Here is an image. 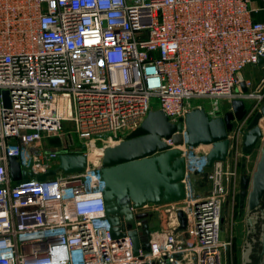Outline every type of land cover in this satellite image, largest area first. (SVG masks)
<instances>
[{
  "label": "built area",
  "instance_id": "obj_1",
  "mask_svg": "<svg viewBox=\"0 0 264 264\" xmlns=\"http://www.w3.org/2000/svg\"><path fill=\"white\" fill-rule=\"evenodd\" d=\"M260 14L264 0H0V264H227L225 204H235L245 134L264 103V78L243 76L264 58ZM235 99L247 114L233 121L231 158L209 168L208 146L188 145L184 128L185 198L132 206L172 219L134 254L127 222L112 236L95 150L152 110L178 122L204 107L214 118ZM62 153H83L86 168L61 170ZM12 156L33 176L14 181Z\"/></svg>",
  "mask_w": 264,
  "mask_h": 264
},
{
  "label": "water",
  "instance_id": "obj_2",
  "mask_svg": "<svg viewBox=\"0 0 264 264\" xmlns=\"http://www.w3.org/2000/svg\"><path fill=\"white\" fill-rule=\"evenodd\" d=\"M258 64H264L260 58ZM243 91H248L245 81L241 83ZM5 102L8 105L7 93ZM247 107L242 99L232 101V109L223 116L210 117L204 107H194L185 118L172 122L161 109L152 110L142 124L122 140L102 148L100 171L105 182L104 198L108 218L112 223V236L115 239L128 235L133 242L134 254L140 249L150 250L151 228L148 217L141 214L136 217L132 206L141 207L147 203L178 202L185 198L183 182L186 173V158L181 146L184 144L185 128L188 145L208 146L207 165L211 168L216 161H226L233 153L231 133L234 119L243 120ZM264 119V103L261 110L252 118L245 134L244 154H251L259 146L257 159L251 175L241 176V209L246 210L248 220L254 226L251 212L260 209L261 225L259 244L256 254L257 264H264V130L260 121ZM59 168L67 173L79 172L86 168L88 158L83 153H62ZM10 173L14 181L19 182L33 176L24 169L19 160L9 158ZM243 167L245 164L242 165ZM56 170L37 175L44 180L54 175ZM207 179V173L204 175ZM181 228L187 225L183 211L178 212ZM144 223L142 230L137 229L136 219Z\"/></svg>",
  "mask_w": 264,
  "mask_h": 264
},
{
  "label": "rangeland",
  "instance_id": "obj_3",
  "mask_svg": "<svg viewBox=\"0 0 264 264\" xmlns=\"http://www.w3.org/2000/svg\"><path fill=\"white\" fill-rule=\"evenodd\" d=\"M261 2V1H260ZM262 3V2H261ZM243 73L245 77L254 79V82H258L262 78V70L260 67H257L256 65H248L244 70ZM196 103L199 101H195ZM207 102V101H205ZM223 103V101H221ZM157 104L155 103V106ZM209 105V103H208ZM263 122V121H262ZM264 130V129H263ZM79 145H83V142L78 140ZM98 148L101 147V144L97 145ZM93 157L95 159H98V162L101 164L102 160V153L100 150H95V153L93 154ZM246 157L242 158L241 164H245L243 167L240 164V180L241 176L244 173H247L248 175H251L253 169L249 166L247 168V159ZM249 164V163H248ZM254 168V167H253ZM237 197V196H236ZM231 200V197L228 198ZM226 212H225V221L223 224V228L221 231V239L228 237L230 235V238L232 240L231 246L228 247L227 253H228V260L227 264H257L258 262V256L254 251H257V248L259 244L257 243V239L259 237L260 233V224L255 225V229H253L252 225L250 224L248 220V215L246 210H240L239 207H236V204L232 206L231 202H227L225 204ZM161 214H152L148 213L151 216L148 217L150 228H154V226H159L162 221H165L166 223L168 221H172L171 218L168 219L167 213L162 211ZM172 212H169L168 215L171 216ZM251 215V214H250ZM255 214H252L255 218Z\"/></svg>",
  "mask_w": 264,
  "mask_h": 264
},
{
  "label": "crops",
  "instance_id": "obj_4",
  "mask_svg": "<svg viewBox=\"0 0 264 264\" xmlns=\"http://www.w3.org/2000/svg\"><path fill=\"white\" fill-rule=\"evenodd\" d=\"M258 19H264V16L262 14H260L258 16ZM256 66L260 67V69L262 70V78H264V64H257ZM243 76L245 77L244 73H243ZM245 78H247V77H245ZM247 79L251 80L254 84H257L260 81L259 80L258 82H254V79H250V78H247ZM258 150H259V147L257 146L251 154L245 155V157H246L245 159H247V162H246L247 168L250 166L253 169L255 162H256V159H257Z\"/></svg>",
  "mask_w": 264,
  "mask_h": 264
},
{
  "label": "flooded vegetation",
  "instance_id": "obj_5",
  "mask_svg": "<svg viewBox=\"0 0 264 264\" xmlns=\"http://www.w3.org/2000/svg\"><path fill=\"white\" fill-rule=\"evenodd\" d=\"M233 129H234V126H233ZM241 200H242V187L238 191L236 201H235L236 207L238 206L240 210H242L241 209ZM262 207H264V201L263 200H262ZM255 213H256L255 218L253 217L255 220L254 226H252L253 229H255V225H257V224L261 225V222H262L260 209H257L255 211L251 212V215L255 214ZM247 217H249V216H247ZM255 253H256V251H254V255H255Z\"/></svg>",
  "mask_w": 264,
  "mask_h": 264
},
{
  "label": "bare ground",
  "instance_id": "obj_6",
  "mask_svg": "<svg viewBox=\"0 0 264 264\" xmlns=\"http://www.w3.org/2000/svg\"><path fill=\"white\" fill-rule=\"evenodd\" d=\"M262 121H263V122H262ZM260 125H261V128L264 129V119H262V120L260 121ZM101 152H102V150H101Z\"/></svg>",
  "mask_w": 264,
  "mask_h": 264
}]
</instances>
